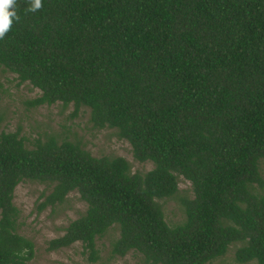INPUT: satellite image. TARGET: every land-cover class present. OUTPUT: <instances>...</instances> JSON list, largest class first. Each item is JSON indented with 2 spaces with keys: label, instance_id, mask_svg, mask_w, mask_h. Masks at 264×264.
Returning a JSON list of instances; mask_svg holds the SVG:
<instances>
[{
  "label": "trees",
  "instance_id": "trees-1",
  "mask_svg": "<svg viewBox=\"0 0 264 264\" xmlns=\"http://www.w3.org/2000/svg\"><path fill=\"white\" fill-rule=\"evenodd\" d=\"M17 0L0 40V65L39 92L30 105L87 107L92 126L115 128L136 160L90 154L52 136L26 146L0 129V264H29L30 239L14 231L20 179L50 183L38 208L76 190L84 209L46 240L94 238L115 224L108 256L143 264H210L229 243L233 258L264 264V0ZM189 181L182 218L166 223L158 199Z\"/></svg>",
  "mask_w": 264,
  "mask_h": 264
},
{
  "label": "rangeland",
  "instance_id": "rangeland-1",
  "mask_svg": "<svg viewBox=\"0 0 264 264\" xmlns=\"http://www.w3.org/2000/svg\"><path fill=\"white\" fill-rule=\"evenodd\" d=\"M38 92V88L26 80L18 81L14 72L0 65V129L17 130L28 147L35 138L52 136L56 142L61 139L74 141L95 156L120 155L127 160L131 171L142 172L151 166L148 159L136 160L132 157L128 142L116 135L115 128L92 126L88 120L87 107L80 105L72 114L70 103L61 105L57 100L30 105L28 99ZM258 168L264 179V160H259ZM49 188L50 183L20 179L12 189L11 202L17 209L14 231L32 242V255L27 260L29 264H143L141 254L130 249L122 255L108 256L109 242L117 234L115 224L94 238L98 254L94 261L87 260L78 240L47 249L46 240L60 234L66 222L83 211L85 206L76 190L70 189L61 201L38 208L43 194ZM190 195L189 181L178 174L176 191L169 197L158 199L166 223L181 220L180 198ZM236 244L229 243L222 254L210 260V264H253V260H234L233 249Z\"/></svg>",
  "mask_w": 264,
  "mask_h": 264
},
{
  "label": "clouds",
  "instance_id": "clouds-1",
  "mask_svg": "<svg viewBox=\"0 0 264 264\" xmlns=\"http://www.w3.org/2000/svg\"><path fill=\"white\" fill-rule=\"evenodd\" d=\"M28 11L36 12L42 8V0H28ZM17 0H0V40L10 31L13 20H19L16 13Z\"/></svg>",
  "mask_w": 264,
  "mask_h": 264
}]
</instances>
